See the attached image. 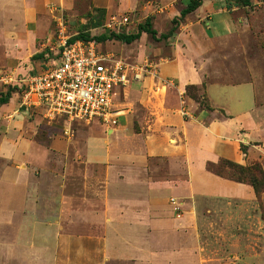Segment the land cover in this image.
I'll list each match as a JSON object with an SVG mask.
<instances>
[{"label":"crops","instance_id":"crops-1","mask_svg":"<svg viewBox=\"0 0 264 264\" xmlns=\"http://www.w3.org/2000/svg\"><path fill=\"white\" fill-rule=\"evenodd\" d=\"M65 1L0 0V70L18 73L22 61L35 54L38 58L45 56L44 45L53 35L52 11ZM175 1L156 0L155 13L168 9ZM217 1L220 0H203L174 24V31L166 39L154 40L142 32L162 43L160 51L152 53L158 77H145L114 92V123H97L104 131L94 126V136L84 140L81 162L91 175L89 183L69 185L60 180L59 185L52 186L53 183L31 179L29 174L24 181L23 174L13 169L11 176L6 171L0 173V264L4 252L11 256L9 264H19L20 253L33 257L39 251L46 255L51 239H58L62 249L68 235L60 226L52 227V217L62 222L67 214L78 221L87 217L94 220V235L89 237L94 238L92 264H214L203 254L200 242L198 220L202 212L209 213L205 202L249 203L256 209V216L252 214L250 218L264 212V191L256 197L248 184L205 169L207 162L228 160L240 166L257 163L264 175V100L258 96L255 79L250 75L233 83L207 80L218 73L211 69L208 54L209 24L218 25L215 31L232 30V25L219 24V20L233 7L226 9L223 0L215 5ZM181 8L162 15L169 25L167 31ZM205 17L213 21L203 22V28L201 21ZM167 31H155V37ZM163 80H169L172 86L163 87ZM187 85H203L208 108L199 107L184 94ZM5 92L2 88L0 94ZM179 93L183 94L184 114L180 112ZM12 96L18 100L16 107ZM26 111L19 97L11 93L6 102L0 103V122L22 126L27 121ZM38 121L36 115L30 120ZM55 146L62 148L64 155L32 144L23 147V155L35 167L44 169L47 159L67 155L63 150L67 147L65 141L60 144L50 140V148ZM12 154L14 158L23 156L20 151ZM48 175L53 176L51 172ZM84 188L94 200V210L90 212L80 207L85 199ZM70 200L80 206L68 208ZM54 203L59 207L53 212L55 216L49 208ZM20 222L26 223L23 228ZM255 245L247 246V262L236 255L220 258L217 264H264V248L258 253Z\"/></svg>","mask_w":264,"mask_h":264},{"label":"rangeland","instance_id":"rangeland-1","mask_svg":"<svg viewBox=\"0 0 264 264\" xmlns=\"http://www.w3.org/2000/svg\"><path fill=\"white\" fill-rule=\"evenodd\" d=\"M246 6L238 5L233 7L231 11L222 13L219 24L232 25V30L215 31V24H209L207 33L211 56V69L218 71L217 74H212L207 80L219 82H240L253 76L257 83L258 96L264 100V2L261 0H248ZM183 0L175 1L168 9H162V12L156 14L158 10L156 0H66L65 4L55 6L57 12H61L65 26V34L69 37L78 33L87 35L88 38L97 37L101 34L108 35L103 28L107 16L110 13L123 14L129 18V25L123 33H134L137 25L149 21L155 31H167L169 25L162 20V15L165 11H175L181 8ZM221 2H214L215 5ZM153 11V12H152ZM57 12H53L51 16L56 17ZM215 17H213L214 19ZM213 21L205 17L201 21V26L204 28L203 22ZM182 22V21H181ZM55 31V22L51 18V34ZM221 35V38H220ZM216 38V39H214ZM99 49L110 51L116 56L124 59L129 63H139L143 59L155 61L156 57L152 54L158 49L160 51L161 42L151 40L148 35L140 34L137 40L129 44H124L119 41L109 39L98 42ZM46 53L45 56L37 58L35 55L22 61L19 65L21 70L18 73L41 72L54 63L51 53ZM43 53V54H44ZM3 87H0L2 91ZM5 90V88H3ZM3 93V92H2ZM199 102L205 105L204 99L200 98L201 90H197ZM14 99L15 107L18 103L17 98ZM118 100V99H117ZM116 100V103L118 102ZM17 111L19 109L17 108ZM39 117L37 123H31L33 116ZM25 124L22 126L12 125L7 126L5 121L0 122V173L6 171L8 176H11V169L23 174V179L26 181V174L30 175L31 179L45 181L52 186L60 184V180L66 181L69 185L73 183L90 182L91 175L87 174V169H84L81 162V156L84 152V140L88 136H94V126L97 130L104 131L103 127L97 122L89 124L73 123L69 126L67 135L63 134L65 123L60 120L47 123L37 109L27 108ZM93 139L94 137H89ZM67 143L64 148L66 157L63 158L57 154L55 158H49L45 161L44 169L35 167L33 162L24 158V148L26 145L39 146L40 150L51 149L62 154V148H50V140ZM23 144V145H22ZM52 145V144H51ZM21 146V147H20ZM62 147V146H61ZM6 149V151H5ZM21 152L23 156L13 157L12 153ZM78 156L79 158L75 157ZM64 155V154H62ZM215 168L224 176L236 175L232 167H228L223 163H216ZM44 178L40 179L41 174ZM51 172V175L48 173ZM81 172V174H80ZM91 172V171H90ZM76 173V174H75ZM94 175V174H93ZM62 176H65L63 179ZM80 178V181L78 179ZM40 179V180H39ZM78 181V182H76ZM1 190V188H0ZM89 190L83 189L84 198L81 200V206L70 200L67 203L68 208H76V205L82 207L83 211L94 210V200H91ZM71 192V190H68ZM56 193V194H55ZM53 194L58 195L57 191ZM57 197V196H55ZM80 203V202H79ZM205 208L209 209V213L202 212L198 220V228L200 233V242L203 249V254L210 259L214 264H217L220 258H230L239 256L244 262L249 259L248 247L253 246L259 253L264 248V212L257 214L258 217H248L256 214V209L249 203H240L224 200H207L204 204ZM50 211L57 212L58 204H50ZM253 210V211H252ZM54 215V214H53ZM52 215V216H53ZM55 216V215H54ZM256 216V215H255ZM258 218V219H257ZM55 222L52 227L55 229L61 228L67 232V238L62 249L59 248L58 239H51L50 252L42 255L37 251L36 255L32 256L24 253L19 254V264H92L94 263V238L90 239V235H94V220L90 218L78 221L75 217L67 214L65 220L58 221L52 217ZM25 222H20L19 227L25 225ZM81 235L82 237L75 238ZM24 240L25 239H21ZM75 240H78L77 243ZM56 241L57 243H54ZM82 247V253L81 249ZM237 248V252L235 249ZM235 251V252H234ZM45 256V260L43 259ZM32 257L29 263L28 258ZM49 257V258H48ZM264 258V255H262ZM11 256L8 253L3 254L2 264H9ZM259 262L260 259L259 255ZM110 264H117L110 262ZM230 264V263H229Z\"/></svg>","mask_w":264,"mask_h":264},{"label":"built area","instance_id":"built-area-1","mask_svg":"<svg viewBox=\"0 0 264 264\" xmlns=\"http://www.w3.org/2000/svg\"><path fill=\"white\" fill-rule=\"evenodd\" d=\"M52 12H57L56 8ZM55 31L44 45V51L52 54L54 63L41 72L17 73L0 70V87L13 88L20 106L37 109L47 121L65 123L67 134L73 123L97 122L107 126L114 123L117 111L113 108L114 92L145 77H158L157 65L149 59L129 63L110 51L99 49L94 41H82L65 34L61 12L54 17ZM129 18L110 13L103 28L109 33H122ZM46 55V53H45ZM163 87H171L169 80L161 81ZM180 112L183 94L179 93Z\"/></svg>","mask_w":264,"mask_h":264},{"label":"trees","instance_id":"trees-1","mask_svg":"<svg viewBox=\"0 0 264 264\" xmlns=\"http://www.w3.org/2000/svg\"><path fill=\"white\" fill-rule=\"evenodd\" d=\"M203 0H186L184 6L179 10L178 12V17L176 19H172L170 22L172 24V27L163 34H159L158 37H155L156 32L154 29L151 28V25L149 23V21L147 19L144 20L143 23L138 24L137 25V29L134 33H130V34H125V33H118V34H114V33H109L108 35H104L101 34L97 37H91L88 38L87 35L78 33L74 36L70 37V41L75 40V39H79L82 41H94L96 43L98 42H102L105 40H109V39H113L116 41H119L121 43L124 44H129L131 42H133L134 40H137L140 36V33L144 32L146 34H148L152 39L154 40H161V39H166L168 38L172 32L175 29L174 24H176L178 21H180L185 15L191 13L192 11H194L202 2ZM224 1V6L226 9H230L232 7H236L238 5L241 6H246L249 4L248 0H223ZM262 2H264V0H261ZM37 58L39 55H35ZM202 87L203 85H201L200 87L195 86V85H187L184 88V94L190 98L191 100H193L195 103L198 104L199 107L201 108H208L205 105H201V103L198 101L199 99V95H197V90H201V94L200 98L204 99L203 101L205 102V97L204 94L202 92ZM13 88H8L6 89V92L2 95L0 94V103H4L6 102L7 98L10 96V94L13 92ZM223 163L225 165H227L228 167H232L235 172L236 175H230V176H224L222 175L219 171L216 170L215 168V164L216 163ZM216 163H211V162H207L205 164V169L209 172H211L212 174H215L217 176L235 181V182H240V183H245L248 184L256 197H258V195L260 194V192L264 191V175L263 172L260 168V166L257 163H253L250 166H240L238 164H235L233 162H230L228 160H219Z\"/></svg>","mask_w":264,"mask_h":264},{"label":"water","instance_id":"water-1","mask_svg":"<svg viewBox=\"0 0 264 264\" xmlns=\"http://www.w3.org/2000/svg\"><path fill=\"white\" fill-rule=\"evenodd\" d=\"M21 108H24L23 106H21Z\"/></svg>","mask_w":264,"mask_h":264}]
</instances>
